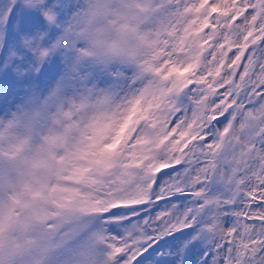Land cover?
I'll return each mask as SVG.
<instances>
[{"label": "snow or ice", "instance_id": "1", "mask_svg": "<svg viewBox=\"0 0 264 264\" xmlns=\"http://www.w3.org/2000/svg\"><path fill=\"white\" fill-rule=\"evenodd\" d=\"M0 264H264V0H0Z\"/></svg>", "mask_w": 264, "mask_h": 264}]
</instances>
